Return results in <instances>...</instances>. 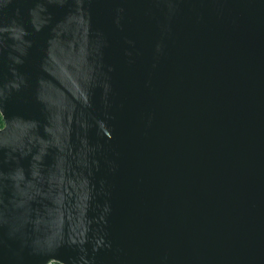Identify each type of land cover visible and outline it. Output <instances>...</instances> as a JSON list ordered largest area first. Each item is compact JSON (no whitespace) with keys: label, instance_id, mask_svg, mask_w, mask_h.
Instances as JSON below:
<instances>
[{"label":"water","instance_id":"1","mask_svg":"<svg viewBox=\"0 0 264 264\" xmlns=\"http://www.w3.org/2000/svg\"><path fill=\"white\" fill-rule=\"evenodd\" d=\"M0 264H264V0H0Z\"/></svg>","mask_w":264,"mask_h":264},{"label":"trees","instance_id":"2","mask_svg":"<svg viewBox=\"0 0 264 264\" xmlns=\"http://www.w3.org/2000/svg\"><path fill=\"white\" fill-rule=\"evenodd\" d=\"M4 125H5V121H4V118L0 112V128H2ZM59 264H61V263H59Z\"/></svg>","mask_w":264,"mask_h":264},{"label":"built area","instance_id":"3","mask_svg":"<svg viewBox=\"0 0 264 264\" xmlns=\"http://www.w3.org/2000/svg\"><path fill=\"white\" fill-rule=\"evenodd\" d=\"M59 263L60 262H58V261L52 260V261L48 262L47 264H59Z\"/></svg>","mask_w":264,"mask_h":264}]
</instances>
